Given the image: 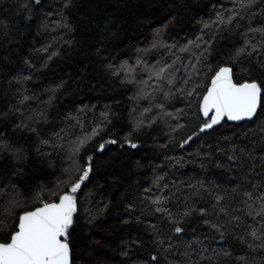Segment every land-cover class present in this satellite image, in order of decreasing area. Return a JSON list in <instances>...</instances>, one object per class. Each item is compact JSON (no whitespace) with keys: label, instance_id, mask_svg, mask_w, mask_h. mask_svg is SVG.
<instances>
[{"label":"trees","instance_id":"16d2710c","mask_svg":"<svg viewBox=\"0 0 264 264\" xmlns=\"http://www.w3.org/2000/svg\"><path fill=\"white\" fill-rule=\"evenodd\" d=\"M65 2L0 0V144L26 157L18 166L3 153L0 182L15 181L20 193L29 185L54 184L70 163V142L99 128L85 150L96 158L95 171L72 231L74 264H264V215H257L256 199L264 194L260 121L226 122L201 133L178 88L165 96L169 81L182 84V65L195 62V49H180L197 36L209 40L215 33L213 64L248 42L264 53V33L255 31L264 28V0H254L241 11L243 19L222 32L204 25L220 12L232 14L234 0H72L69 8ZM261 63L264 55L242 58L254 76ZM160 68L163 79L156 76ZM235 71L246 74L239 64ZM139 120L143 125L133 131ZM22 122L36 131L18 127ZM57 133L65 137L63 148ZM129 133L136 149L123 144ZM44 139L57 149L42 145ZM110 139L119 143L94 150ZM216 195L223 200L214 208ZM186 208L195 211L185 217ZM205 219L223 227L216 231ZM173 220L181 233H174Z\"/></svg>","mask_w":264,"mask_h":264},{"label":"snow or ice","instance_id":"6c2138e0","mask_svg":"<svg viewBox=\"0 0 264 264\" xmlns=\"http://www.w3.org/2000/svg\"><path fill=\"white\" fill-rule=\"evenodd\" d=\"M40 3L41 0H35L36 5ZM71 4L72 0H66L64 7L69 8ZM234 4L236 7L232 10V14L226 16L224 12H220L213 24L206 23L204 27L216 26L217 32H222L227 26L232 25L237 17L243 19L241 11L250 9L254 0H234ZM255 31L264 33V28L255 29ZM214 39L215 33L209 40L197 36L194 41L190 40L180 49L181 52H191L195 49L196 53L193 54L195 62L182 65L186 69L182 84L176 85L175 82L169 81L170 87L165 96L173 95L172 88H178L179 93L187 98L188 104L194 108L193 115L198 121L197 126L201 133L214 130L216 126L226 122L256 120L260 121L259 127L264 129V79H261L264 77V63H261L260 76H254L251 71L244 70L242 66L243 57L251 58L254 54L264 55V53H258L257 45L248 42L237 49L234 54H230L228 59H217L213 64L211 56ZM51 55L55 56L56 53L53 52ZM238 64L241 65L242 72L246 74L235 71ZM174 65L175 61L168 67L171 69ZM112 67L113 65H108L109 69ZM123 67L121 65V69ZM175 70L179 71V69ZM164 72L165 69L160 68L156 72L157 78L163 79L161 74ZM166 115L171 114L166 113ZM143 123V120L136 121L133 131L139 130ZM18 127L30 128V125L22 122ZM177 127L182 126L177 124ZM30 130L36 131L34 128ZM99 131V128H93L90 133L70 142L66 150L70 163L62 167L54 184L29 185L23 193H20L17 191L15 181L9 180L7 184L0 182V198H6L3 202V211L0 212V264H74L72 231L81 214L82 195L84 201L87 202V195H84V191L91 183L95 171L96 158L94 155H87L85 150L93 138L99 135ZM61 132L64 130L61 129ZM66 135L71 134L66 133ZM193 135L196 133L194 132ZM56 136L61 142L60 148H63L65 137L59 133ZM191 139L192 135L188 136L183 144H187ZM40 143L48 144L54 150L57 149V145L48 139L41 140ZM118 143L117 139H110L99 143L94 150L104 152L106 145ZM123 144H127L132 149L138 147V144L133 142L132 133L125 136ZM20 151L19 148L13 149L7 143L0 144V158H3V153L7 152L15 157L18 166L22 159H26L20 155ZM36 151L47 155L42 148L38 147ZM231 151L235 152L236 148L233 147ZM240 151L241 154L244 153L243 149ZM249 157L252 158L250 153ZM228 159L235 160L237 157L229 155ZM261 160L264 162V157ZM19 170L17 167V172ZM255 187L259 188V185ZM245 195L248 200L253 199V193L245 192ZM20 196L26 197L24 202L21 201ZM256 199L261 202V211L257 215H264V194L257 195ZM222 200V196L216 195V204L213 207L219 205ZM154 203L159 205L160 201L156 200ZM156 211L166 210L157 206ZM194 211L193 208H186L183 216H190ZM199 211L201 216L208 215L205 209ZM84 212L91 217L90 209L84 208ZM168 215L171 216V213ZM92 219H89L88 223H91ZM204 222L216 231H220L223 227L207 219ZM173 225L175 234L184 230L178 226V220H173ZM155 230L153 228V231ZM251 235L257 238L255 230ZM221 237L223 238V232H221ZM157 243L163 245L164 241L160 240ZM151 259L158 261L155 255Z\"/></svg>","mask_w":264,"mask_h":264},{"label":"water","instance_id":"95a60500","mask_svg":"<svg viewBox=\"0 0 264 264\" xmlns=\"http://www.w3.org/2000/svg\"><path fill=\"white\" fill-rule=\"evenodd\" d=\"M42 1V0H41ZM245 122H247V121H245ZM229 123H241V122H229Z\"/></svg>","mask_w":264,"mask_h":264}]
</instances>
